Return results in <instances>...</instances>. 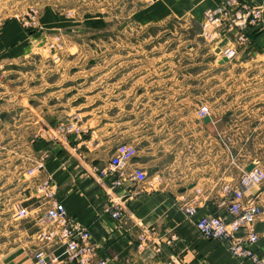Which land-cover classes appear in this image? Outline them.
Listing matches in <instances>:
<instances>
[{"label": "crops", "instance_id": "crops-1", "mask_svg": "<svg viewBox=\"0 0 264 264\" xmlns=\"http://www.w3.org/2000/svg\"><path fill=\"white\" fill-rule=\"evenodd\" d=\"M223 1L154 0L131 17L144 26L172 18L188 29L197 24L198 39L205 15ZM52 13L43 22L63 25ZM245 32L243 44H236L235 32L213 44L174 42L169 32L141 49L98 42L94 54L75 44L64 57L37 41L39 32L28 35L19 16L0 22V264H36L37 251L46 264H75L65 247L41 237L53 227L46 181L108 264H249L222 241L200 236L195 224L199 216L225 213L224 185L241 171L231 172L239 164L224 141L243 130L238 121L255 118L256 140L264 141V27ZM229 46L237 47V56L220 63L217 50ZM227 67L254 72L224 78L218 70ZM228 79L241 84L226 89ZM204 101L212 108L210 122L198 117ZM233 114L240 119L234 122ZM74 115L86 131L82 140L42 134ZM124 143L136 155L123 184L111 188V178L100 172ZM136 168L148 173L146 183L131 178ZM255 192L264 210V183ZM195 197L198 215L191 218L183 205ZM117 199L125 201L121 226L110 215ZM18 206L27 211L25 218L15 217ZM150 229V237L161 240L159 252L156 241L140 244L139 236ZM255 229L259 240L252 248L262 255L264 213Z\"/></svg>", "mask_w": 264, "mask_h": 264}, {"label": "built area", "instance_id": "built-area-1", "mask_svg": "<svg viewBox=\"0 0 264 264\" xmlns=\"http://www.w3.org/2000/svg\"><path fill=\"white\" fill-rule=\"evenodd\" d=\"M264 27V0H224L219 6L210 10L204 17L201 35L209 42H218L227 33L235 32L236 44L247 41L246 29L248 27ZM236 46L220 48L221 56L232 61L237 56ZM201 118L210 117L208 106L199 110ZM53 139L82 140L86 133L78 116L59 121L53 127L47 128L42 134ZM136 155V149L127 143L120 144L111 158L107 169L100 172L102 177L111 178V188L119 187L127 177V166ZM43 165L39 163L38 168ZM35 168L28 170L29 174ZM136 183H146L148 173L141 168H136L131 177ZM264 183V169L256 163L251 171L246 167L241 169L240 177L224 185L226 201L225 213L216 215H202L196 218L195 224L200 236L207 239H217L225 243L237 258L249 260V264H264V254L259 255L252 246L259 240L255 229L256 223L262 217L264 210L260 198L255 190ZM44 187L48 188L47 195L51 198V205L47 209V218L53 222V227L41 233L42 239L52 245L65 247L67 260L75 264H108L100 259L98 247L91 241V236L86 227L72 220L65 205L55 199L51 183L46 181ZM125 201L122 199L111 200L110 215L121 226L125 224ZM198 198L185 201L183 209L188 217L198 215ZM27 211L18 206L15 217L25 218ZM155 234L150 229L139 236L140 244L146 245L156 241V251H161L160 238H151ZM151 236V237H150ZM174 238V236L172 237ZM175 239V238H174ZM168 244L172 242L167 241ZM36 264H46L47 258L43 251L35 253Z\"/></svg>", "mask_w": 264, "mask_h": 264}, {"label": "rangeland", "instance_id": "rangeland-1", "mask_svg": "<svg viewBox=\"0 0 264 264\" xmlns=\"http://www.w3.org/2000/svg\"><path fill=\"white\" fill-rule=\"evenodd\" d=\"M152 2L154 0H0V22L19 16L23 26L29 32L28 35L39 32V35H35V37L37 36L36 40L44 42V46L54 54L64 57H66L65 53H71V47L75 44H81L86 51L95 54L96 43L98 42H115L120 46L136 44L135 48L141 49L144 48L145 44L157 41L159 36L169 32L174 34V37L171 38L174 42L180 41V39H197V24L188 29L183 21L172 18L161 24L144 26L131 17L134 11L150 6ZM51 10H53V15L59 19H64L63 25L58 24L59 26H57L47 21L43 22L45 14ZM201 31L198 39L201 42L213 44L214 42H209L202 37ZM130 47L132 48V46ZM35 56L40 57L42 55ZM253 72L252 69L243 72L241 68L237 67L233 69L227 67L223 71L218 70V73L224 75V78L227 75L231 76V74ZM185 73L187 74V72ZM226 81L224 83L227 84L226 89L235 90L241 84L240 80L234 83L229 82L231 81L229 79ZM231 83L232 87L229 86ZM187 84L185 83V86ZM223 88L225 89V85ZM233 97L234 103L240 102V99H236L235 95ZM202 106L209 107L211 116L212 108L209 103L204 101L200 104V108ZM199 110L198 117L203 119ZM239 119L237 114H233L234 122ZM238 125L242 126L243 130L234 131L238 133L234 141H224L228 145L230 154L239 164L238 169L234 168L231 172L237 175L243 167H247L251 163H258V159H260L261 163H259L264 169V141L256 140L255 118L239 120ZM247 137L250 138L248 141L246 140Z\"/></svg>", "mask_w": 264, "mask_h": 264}, {"label": "water", "instance_id": "water-1", "mask_svg": "<svg viewBox=\"0 0 264 264\" xmlns=\"http://www.w3.org/2000/svg\"><path fill=\"white\" fill-rule=\"evenodd\" d=\"M217 52H220V49L217 50ZM225 62H228V59L227 58H224L222 61H220V63H225ZM211 118L209 116L205 117L204 118V121L205 122H210ZM255 164L254 163H251L249 164L247 167H246V171H251L253 168H254Z\"/></svg>", "mask_w": 264, "mask_h": 264}]
</instances>
